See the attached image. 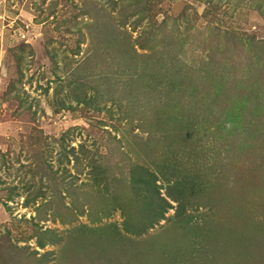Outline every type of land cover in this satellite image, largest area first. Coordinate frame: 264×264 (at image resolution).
Listing matches in <instances>:
<instances>
[{"label": "rangeland", "instance_id": "rangeland-1", "mask_svg": "<svg viewBox=\"0 0 264 264\" xmlns=\"http://www.w3.org/2000/svg\"><path fill=\"white\" fill-rule=\"evenodd\" d=\"M133 164L195 179L141 235ZM0 264H264V0H0Z\"/></svg>", "mask_w": 264, "mask_h": 264}, {"label": "trees", "instance_id": "trees-1", "mask_svg": "<svg viewBox=\"0 0 264 264\" xmlns=\"http://www.w3.org/2000/svg\"><path fill=\"white\" fill-rule=\"evenodd\" d=\"M102 41H104V39ZM127 49L131 50V48H127ZM234 110L236 111V107H234ZM153 114H156L157 118L159 116L161 118H163L165 115L169 117V115L166 113V111L163 110V112H162L159 109L156 110V113L154 112ZM234 114H239V108H238V111L230 112L228 114L229 117L227 119V123L229 124V126H233L235 124H238L241 120V118L239 119L238 116L237 115L235 116ZM160 123H161V121L158 122V124H160ZM163 124H164V121H163ZM151 138H152V136H151ZM85 152H86L85 147H84V145L81 144L80 145V153L84 156ZM75 158H76V161L79 160L78 157H75ZM89 164H90V162H89ZM173 166H174V163H173ZM135 168H134V164H133L132 168L129 170V173H128L129 175H127L128 176L127 180L124 177H121L122 179L115 177V182H114L113 187L118 188V186H120V185H124L125 187L128 186L130 188H126V189L131 190V192H128V193H132L134 195L135 199H139V201H140L139 203L141 205V210H142L143 214L139 212L140 216H139V218H137V221L134 223L133 228H130V227L128 228L126 225L124 227H126V232H128V233H134V235H141L148 228H151L156 222H158V220L164 219V212L166 211L167 208L172 206L171 203L167 200V197L170 198L171 201L178 203L177 213L179 215L185 210L186 201H187L185 198L187 197V194H188L190 188H193L195 186V181H194L195 179L190 180L189 178H187V176L185 174H179L178 177H176L174 180H172V177L176 174V172L174 170L169 171V172L167 171L166 172V175L168 174L167 176H165V174L161 173L162 174V177H160L161 180H164V182L167 183V186L165 185V187L167 188V191H166L167 196H163V195H161V192H160L161 183H157L158 179H157V176L154 173V171H151V169L149 167L141 166V165L136 166ZM92 169H93L92 180H93V182L97 183L99 181V178H100V177L98 178V176H101V174L105 171V169L103 166H100V165H96ZM158 169H160V168H158ZM48 172L50 175H48L47 177H49V179L51 181L58 183V182H60V180L64 179L63 176L61 178L58 176H55L54 171H52L51 169ZM70 181H72V180H68V182H70ZM69 184L70 183H67V185H69ZM172 184H174V185H172ZM183 184H186L184 187V190H182L181 188L177 189V187H183L184 186ZM106 185L107 184L105 183L103 186L104 190H106L108 188ZM49 186L52 187L51 183H49ZM175 186H177V187H175ZM134 190L136 192H134ZM39 192H41V190ZM39 192L36 193L33 196V198L40 196ZM31 201H32V199H30L28 196L25 197L24 201H23L24 206L28 205ZM42 205H44V204H42ZM115 208L116 207L113 206L110 210H113ZM186 221L187 220L185 219L184 222H186ZM50 236H51V238H50ZM58 236L59 235L55 234V232L52 229H47L46 231H43L42 233H38L37 245H38V247L42 248L46 244L57 243L58 240L60 239V238H58ZM183 239L185 240V238H183ZM182 242L185 243V241H182ZM188 243L191 245L190 241ZM185 248H187V246H185ZM168 249L173 250L172 247H170ZM166 250H167V248L164 250V252ZM178 251H180V250H178ZM179 254H182V252L180 251ZM169 258L170 257H167L166 259L168 260ZM205 262L209 263L208 260H206Z\"/></svg>", "mask_w": 264, "mask_h": 264}]
</instances>
